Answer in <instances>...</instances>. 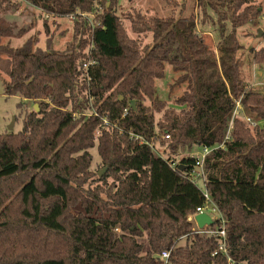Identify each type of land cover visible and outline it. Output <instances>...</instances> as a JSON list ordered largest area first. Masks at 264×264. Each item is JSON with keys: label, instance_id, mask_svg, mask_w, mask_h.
Here are the masks:
<instances>
[{"label": "trees", "instance_id": "obj_1", "mask_svg": "<svg viewBox=\"0 0 264 264\" xmlns=\"http://www.w3.org/2000/svg\"><path fill=\"white\" fill-rule=\"evenodd\" d=\"M25 1L75 19L63 50H43L31 36L15 47L0 43L3 93L38 106L25 113L19 131L0 132V233L61 236L62 259L39 264H264V90L248 89L235 36L237 27L260 15L258 0L196 1L221 22L214 48L192 16L134 11L131 30L151 33V44L142 46L125 33L116 0ZM15 6L0 0V38L27 30L9 19ZM226 20L231 31L225 34ZM251 52L254 63H264V47ZM88 59L94 63L86 81L80 73ZM166 64L180 73L175 84L185 83L173 100L177 108L156 94ZM88 95L98 116L82 114ZM236 100L258 121L253 128L232 118ZM223 140L203 168L205 189L225 219L226 254L218 251L216 236L196 232L188 219L203 202L187 175L194 159L181 155V167L173 169L144 143L165 145L175 158ZM95 145L100 176L90 168Z\"/></svg>", "mask_w": 264, "mask_h": 264}, {"label": "rangeland", "instance_id": "obj_2", "mask_svg": "<svg viewBox=\"0 0 264 264\" xmlns=\"http://www.w3.org/2000/svg\"><path fill=\"white\" fill-rule=\"evenodd\" d=\"M197 0H116L114 11L119 17L123 29L128 37L137 39L141 45L151 44V33L137 34L131 30L130 18L134 11L146 17L159 16L188 17L195 20L196 31L206 37L211 48H214L220 39L219 26L221 24L217 15L206 7L205 12L197 5ZM263 13L256 19L250 20L243 26L235 29V36L242 45L237 51V57L241 62L243 79L247 82L248 89L254 92L264 90V63H254L251 49L257 50L264 47V0H260ZM15 11L9 12L10 20L16 21V26H23L27 30L22 36L15 38L1 37L0 43L9 44L12 47L20 45L27 37L31 36L36 40L35 46L43 50H63L72 40L73 24L75 14L58 16L42 12L38 7L30 5L25 0H14ZM97 13L99 11H96ZM229 14V10H227ZM81 18L88 19L92 14L78 13ZM224 33L231 31L230 22L223 23ZM29 26V27H28ZM89 54V45L86 47ZM4 57V55H3ZM168 64L165 65L162 78L155 80L157 97L165 101L168 106L175 107L173 100L181 95L185 89V83L175 84L179 75ZM3 78L6 76L0 73V132H17L22 128V120L26 112L32 109L36 103L22 100L17 95H5L3 93ZM22 102V103H21ZM21 103V105H18ZM156 118L161 113L155 114ZM12 128V129H10ZM159 151L165 155L169 154L165 145L154 143ZM199 148L192 147L174 155L179 160L181 155L194 154ZM92 155L90 168L95 171H104L100 164L96 145L89 149ZM184 239L180 240L183 243ZM64 255V242L61 236L51 234H22V233H0V264H39L40 261L49 259L58 262Z\"/></svg>", "mask_w": 264, "mask_h": 264}, {"label": "built area", "instance_id": "obj_3", "mask_svg": "<svg viewBox=\"0 0 264 264\" xmlns=\"http://www.w3.org/2000/svg\"><path fill=\"white\" fill-rule=\"evenodd\" d=\"M91 49V44H89V50ZM94 61L88 59L86 62H83L81 65V73L80 76L85 78L86 81L90 79V75L88 72V67L89 65H92ZM92 98L91 96L88 95V103H89V108L86 109L82 114H85L87 116H98V113L96 112L95 108L91 104ZM234 116H239L241 117L244 122L250 127L253 128L256 124H258V121L253 120L250 116L242 113V107L240 105L239 100L235 101V106L232 112V118ZM101 125L105 128L109 126V122L106 117H101ZM232 126V119L229 122L228 130L226 132V135L224 137V140L228 138L230 128ZM130 137H134L136 139H140V142H143L140 137L137 135H134L131 131L129 132ZM162 138H168V135H163ZM223 142H221L218 145L215 146H200L199 150H197L194 154H190V157L194 159V165L192 170L188 172V177L196 183V185L199 187V189L202 192L203 196V202L195 207V210L192 214L188 216V219L191 220L194 224V230L198 233H204L207 235H213L216 236L218 239V251L223 252L226 254L225 250V244H226V235H225V219L223 217V214L217 207V205L210 199L209 194L207 190L205 189V172L203 168V163L205 157L213 150L216 148L223 147ZM146 143L157 155L162 157L163 159L166 160L167 164L171 168H176L179 165V160H175V158H170L167 155L163 153V151H159L156 147V145L153 142H144ZM198 213H205L207 214L211 221L212 224L214 225L213 227L211 224H205L203 227H198L195 222V215ZM118 232V229H115ZM168 252L163 251L161 253V258L162 259H167L168 257ZM228 261H230V258L227 257Z\"/></svg>", "mask_w": 264, "mask_h": 264}, {"label": "water", "instance_id": "obj_4", "mask_svg": "<svg viewBox=\"0 0 264 264\" xmlns=\"http://www.w3.org/2000/svg\"><path fill=\"white\" fill-rule=\"evenodd\" d=\"M132 104H133V102H132ZM33 108H34V110L37 111L38 110L37 104H34ZM10 129H12V128H10ZM102 172H103V170L98 171V175L100 176L102 174ZM194 219H195L196 225L198 227H203L205 224H211L212 223L210 217L205 213L196 214Z\"/></svg>", "mask_w": 264, "mask_h": 264}, {"label": "crops", "instance_id": "obj_5", "mask_svg": "<svg viewBox=\"0 0 264 264\" xmlns=\"http://www.w3.org/2000/svg\"><path fill=\"white\" fill-rule=\"evenodd\" d=\"M258 2H259V3H260V5H261V2H260V0H258ZM260 9H261V13H260V15H259V16H261V15H262V13H263V8H262V5L260 6ZM263 15H264V14H263ZM259 16H258V17H259ZM258 17H257V18H258ZM255 19H256V18H255Z\"/></svg>", "mask_w": 264, "mask_h": 264}]
</instances>
